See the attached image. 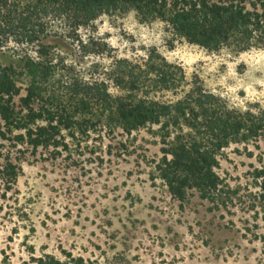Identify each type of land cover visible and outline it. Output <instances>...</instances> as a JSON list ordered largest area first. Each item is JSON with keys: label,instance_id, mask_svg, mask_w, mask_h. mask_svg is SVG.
I'll use <instances>...</instances> for the list:
<instances>
[{"label": "trees", "instance_id": "16d2710c", "mask_svg": "<svg viewBox=\"0 0 264 264\" xmlns=\"http://www.w3.org/2000/svg\"><path fill=\"white\" fill-rule=\"evenodd\" d=\"M131 10L141 21H162L170 45L183 39L211 52L264 46V0H0V50L17 59L0 62L5 189L16 183L25 153L57 158L71 154L73 141H128L145 130L159 144L160 154L147 161L154 183L180 205L196 191L211 209L251 213L256 226L264 218V104H230L155 47L119 56L104 39L83 37L101 16ZM49 37L70 39L82 58H95L86 74L75 73ZM231 144L251 159L236 178L218 171ZM42 256L40 264H84Z\"/></svg>", "mask_w": 264, "mask_h": 264}, {"label": "rangeland", "instance_id": "374dc122", "mask_svg": "<svg viewBox=\"0 0 264 264\" xmlns=\"http://www.w3.org/2000/svg\"><path fill=\"white\" fill-rule=\"evenodd\" d=\"M165 33L162 21H141L132 10L103 15L95 29L82 31L83 37L104 39L119 56L155 47L232 105L264 104V46L211 52L183 39L170 45ZM46 42L77 74H86L95 61L82 58L70 39ZM16 61L0 50L1 63ZM74 143L70 155H22L11 190L0 179V264H40L43 254L81 258L84 264H264V218H256L255 226L251 213L211 209L196 191L180 205L150 178L147 161L160 153L157 139L145 130L128 141L118 135ZM249 161L242 145L231 144L218 171L240 177Z\"/></svg>", "mask_w": 264, "mask_h": 264}]
</instances>
